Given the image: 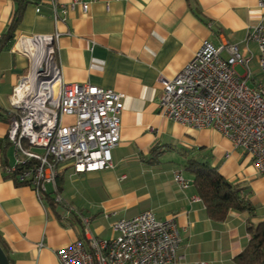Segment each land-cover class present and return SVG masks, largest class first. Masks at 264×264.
I'll return each mask as SVG.
<instances>
[{"label":"crops","instance_id":"0c3cea01","mask_svg":"<svg viewBox=\"0 0 264 264\" xmlns=\"http://www.w3.org/2000/svg\"><path fill=\"white\" fill-rule=\"evenodd\" d=\"M28 1L14 46L0 49V236L11 264H60L59 249L86 243L84 215L92 218L90 235L109 239L116 221L146 211L162 221L176 219L186 256L182 264H237L251 239L248 226L264 222V175L219 132L163 116L159 95L161 79L180 73L205 41L237 44L257 55L245 38L261 18L260 0H96L87 12L80 5L72 9V0H56L57 18L53 0ZM15 8L14 0H0V46ZM36 35H58L54 48L64 84H91L126 96L114 167L77 173L62 164L57 190L49 187L48 199L6 172L15 164L8 140L17 115L11 99L33 66L29 52L17 50L16 43ZM252 67L259 73L256 59ZM200 147L212 151L213 166L227 180L252 190L255 217L232 211L225 222L209 218L185 168ZM157 148L161 154L153 158ZM179 173L190 181L188 188L174 179ZM56 194L64 201L61 211Z\"/></svg>","mask_w":264,"mask_h":264},{"label":"built area","instance_id":"2783aa9c","mask_svg":"<svg viewBox=\"0 0 264 264\" xmlns=\"http://www.w3.org/2000/svg\"><path fill=\"white\" fill-rule=\"evenodd\" d=\"M72 0L87 12L92 2ZM55 18L57 2L52 1ZM261 18L245 38L258 54H245L237 44L216 46L205 41L195 57L173 79H161V113L194 130L211 129L229 138L236 149L252 158L264 175V0ZM39 11V10H38ZM65 12V11H64ZM58 35H36L17 41L44 49L46 64L36 74L38 86L22 95L14 89L11 104L19 112L11 122L8 140L15 150V164L6 168L18 182L36 194L57 190L61 165L77 173L112 169V151L121 141V116L126 96L91 84H64L56 62L54 40ZM26 52V51H21ZM256 59L259 73L252 65ZM241 68V72L238 70ZM30 84V83H29ZM252 84V85H250ZM182 189L190 185L181 173L174 176ZM57 204H64L60 194ZM86 236L57 251L60 264H182V239L175 218L159 220L152 211L116 221L114 235H90L92 218L82 216Z\"/></svg>","mask_w":264,"mask_h":264},{"label":"trees","instance_id":"16d2710c","mask_svg":"<svg viewBox=\"0 0 264 264\" xmlns=\"http://www.w3.org/2000/svg\"><path fill=\"white\" fill-rule=\"evenodd\" d=\"M14 1L16 8L7 32L1 37L0 49L14 46L15 30L21 23L23 12L29 3L28 0ZM160 154L158 148L151 151L153 158ZM212 162V151L200 147L191 155L185 167L193 176L194 187L206 207L209 218L215 222H225L232 211L245 212L249 217H255L257 209L251 201L252 190L246 185L234 184L227 180ZM49 196L50 194H45L43 198L48 199ZM248 232L251 239L235 261L237 264H264V222L257 226H248ZM0 246L11 263L6 242L1 236Z\"/></svg>","mask_w":264,"mask_h":264},{"label":"bare ground","instance_id":"6f19581e","mask_svg":"<svg viewBox=\"0 0 264 264\" xmlns=\"http://www.w3.org/2000/svg\"><path fill=\"white\" fill-rule=\"evenodd\" d=\"M16 49L19 51L29 52L28 54L33 60V73H31L28 79L24 80L22 85L18 88V93L22 95L27 89H31L35 85H39V82H36V74L38 71H40L39 69L42 68L44 64H46V54L44 49H37L28 43H24L23 41L16 45Z\"/></svg>","mask_w":264,"mask_h":264},{"label":"water","instance_id":"95a60500","mask_svg":"<svg viewBox=\"0 0 264 264\" xmlns=\"http://www.w3.org/2000/svg\"><path fill=\"white\" fill-rule=\"evenodd\" d=\"M0 264H11L1 246H0Z\"/></svg>","mask_w":264,"mask_h":264},{"label":"rangeland","instance_id":"374dc122","mask_svg":"<svg viewBox=\"0 0 264 264\" xmlns=\"http://www.w3.org/2000/svg\"><path fill=\"white\" fill-rule=\"evenodd\" d=\"M257 62V61H256ZM238 70L241 72V68H238ZM256 73H258V72H256ZM250 85H252V84H250ZM17 114H20L19 112H17ZM14 148V147H13ZM56 207H57V209L58 210H60L61 211V206L59 205V204H56Z\"/></svg>","mask_w":264,"mask_h":264}]
</instances>
